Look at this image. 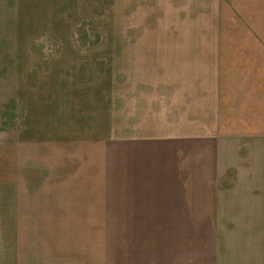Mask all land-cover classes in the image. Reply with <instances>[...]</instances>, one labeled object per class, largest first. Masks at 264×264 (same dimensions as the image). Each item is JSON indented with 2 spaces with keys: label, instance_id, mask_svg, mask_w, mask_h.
<instances>
[{
  "label": "crops",
  "instance_id": "crops-1",
  "mask_svg": "<svg viewBox=\"0 0 264 264\" xmlns=\"http://www.w3.org/2000/svg\"><path fill=\"white\" fill-rule=\"evenodd\" d=\"M176 1L157 13L235 3ZM114 47L47 91L18 83L0 264H108L109 238L110 264H264V46Z\"/></svg>",
  "mask_w": 264,
  "mask_h": 264
},
{
  "label": "rangeland",
  "instance_id": "rangeland-1",
  "mask_svg": "<svg viewBox=\"0 0 264 264\" xmlns=\"http://www.w3.org/2000/svg\"><path fill=\"white\" fill-rule=\"evenodd\" d=\"M163 1L170 2L166 8L159 0H0V129L10 130L13 123L18 83L37 86L41 82L47 91L53 82L49 70L58 67L59 74L53 76L64 77L65 71L85 66L90 55L100 56L95 60L100 67L114 46L121 50L126 46H264V0H235L225 14L204 9L197 14L191 10L189 15L157 13L181 7L177 1ZM189 2L185 0L182 8L190 10ZM250 52L255 49H242L238 55ZM79 56L85 61L76 60ZM84 231L93 233L75 228L71 236ZM104 248L110 264V238Z\"/></svg>",
  "mask_w": 264,
  "mask_h": 264
}]
</instances>
